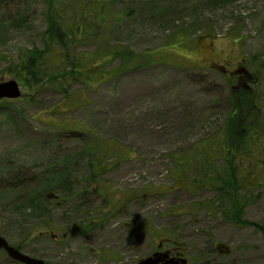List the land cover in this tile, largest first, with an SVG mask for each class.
<instances>
[{
  "label": "rangeland",
  "instance_id": "374dc122",
  "mask_svg": "<svg viewBox=\"0 0 264 264\" xmlns=\"http://www.w3.org/2000/svg\"><path fill=\"white\" fill-rule=\"evenodd\" d=\"M58 1L69 10L82 0ZM104 1L107 14L99 19L106 23L84 25L70 50L90 57L87 76L82 82L69 66L74 80L61 87L36 86L17 69L28 51L47 50L46 2L0 0V83L16 81L22 90L19 100H0V235L49 264H65L76 253L95 264L88 245L78 241L72 249L50 234L62 238L75 226L79 236L90 222L82 204L98 200V215L91 216H98V230L89 240L98 247V264H112L110 255L137 260L146 253L137 247L141 238L148 241L146 230L176 233L194 255L217 244L230 248L229 256L216 251L213 264H264V190L242 191L255 202L245 213L250 225L240 227L214 205L221 154L208 152L206 189L194 183L204 168L189 174L184 167L204 147L220 148L227 120L246 104L243 92L263 115L250 137L264 138L258 136L264 129V0ZM71 18L96 20L98 12L79 9L67 13ZM211 43L233 62L231 70L236 63L248 70L249 78L237 74L244 77L240 89L238 81L202 68L198 51ZM237 131L242 139V128ZM261 153L256 146L252 157L264 158ZM49 193L59 202H49ZM117 248L122 254L111 252ZM0 264L20 263L0 251Z\"/></svg>",
  "mask_w": 264,
  "mask_h": 264
},
{
  "label": "trees",
  "instance_id": "16d2710c",
  "mask_svg": "<svg viewBox=\"0 0 264 264\" xmlns=\"http://www.w3.org/2000/svg\"><path fill=\"white\" fill-rule=\"evenodd\" d=\"M49 8V21L52 25L51 31L48 32L44 38L47 45L46 51L38 49L28 51L22 58H20V64L17 66L19 74L25 78H30L34 85L38 86L43 83L55 84L61 87L65 82H69L72 77V73L66 71L67 67L71 66L82 77L81 81L87 74L83 72L86 66L87 60L90 57H84L85 54H79L81 57L71 56L70 50L73 48V44L79 40V35L82 34V28L84 25L99 26L105 24V20H100L99 16L102 13L107 14L108 4L104 0H82L80 3H74L70 6L69 10L59 4L58 0H44ZM93 8L98 12V19H88L77 23L76 19H66L68 12L72 11L76 13L79 9L81 11H87L90 14L93 13ZM149 59L145 60L153 62L150 57L154 54H148ZM156 55V54H155ZM157 56V55H156ZM53 57V58H52ZM131 57H128L130 59ZM129 62L125 64L127 68ZM101 65H97L96 69H101ZM82 69V71H80ZM74 71V72H75ZM74 80V78H71ZM250 93L243 92V98L246 104L238 105L233 111L230 118L227 120V125L224 128V135L220 142L219 149H210L204 147L202 152H199L197 159L190 164H184L185 169L191 174L194 168H201L204 172H200L195 179L196 187L208 188L210 181L204 179L202 176H210L209 163L211 159L206 161L207 157L212 158L210 155L212 152L213 158H218L221 154L223 157V163L221 169L213 174L212 186L217 192L215 197V207L218 209L224 219L234 225L245 227L250 223L245 219L246 209L254 201L249 197L243 196L242 191H255L260 188L264 190V158H254L252 153L256 146L258 151L264 152V138L257 137L256 140H252V129L258 124L261 119L262 113L256 108L254 102L250 97ZM237 121L239 125L236 124ZM264 125V120L262 121ZM236 125V128L234 129ZM242 128V139L237 137V133ZM235 133V134H234ZM264 134V129L258 134ZM230 135V136H228ZM208 152H210L208 154ZM104 156H105V152ZM261 153V154H262ZM262 162L261 169L259 168L258 160ZM262 160V161H261ZM194 185V188H196ZM203 189H206L204 188ZM258 198V196L256 197Z\"/></svg>",
  "mask_w": 264,
  "mask_h": 264
},
{
  "label": "flooded vegetation",
  "instance_id": "af4514ba",
  "mask_svg": "<svg viewBox=\"0 0 264 264\" xmlns=\"http://www.w3.org/2000/svg\"><path fill=\"white\" fill-rule=\"evenodd\" d=\"M213 43L209 45H204L202 48L199 49V61H201L203 67L205 69H212L216 72L221 71V74L224 77H229L232 81L237 79L240 86L244 84V79L242 77H239L237 74L241 71V67L238 63L234 64L236 65L233 70L230 69V64L227 59L222 57L223 52L216 50L213 47ZM222 63H226L225 65H222ZM219 70V71H218ZM223 72V73H222ZM220 73V72H219ZM98 174V171L96 172ZM98 194V189H96V194ZM53 203H58L59 199L51 200ZM98 200L94 203L89 204H82V208H84L81 213H83L85 216H82L83 219H88L90 221L88 224H85L81 226V230L77 233H79V236L75 235V226H73V229H69L67 233L63 235L61 238L56 233H51L50 238L52 241L56 244L61 242V245L65 246H71L73 249V244L80 241L85 243V245H88L87 250L92 255H95L96 257V263L98 264V247L93 248L91 244H89V240L92 239V237H96L95 230H98V216L95 218V220L91 219V216L93 215V212L95 215H98ZM108 201L106 200V203ZM94 205V209H91V206ZM66 206V204H64ZM85 206L90 207V214L86 215V209ZM110 207V206H109ZM111 212L113 211L110 209ZM90 217V218H89ZM93 217V216H92ZM82 225V224H81ZM126 227H129L128 224H124ZM79 227V226H78ZM96 230V231H97ZM94 234H93V233ZM134 232V231H131ZM145 236L148 241H145L144 238H141L138 246L141 247L144 246V249L146 253L137 260H130L129 258L124 259H118L114 256L110 255V259L112 261V264H142L143 260H150V264H213L214 260V253L219 250L215 246L212 245L211 247H204L200 251H198L197 255H194L195 250H191L190 247L187 245L179 242L178 236L174 232H162V231H155V230H146ZM80 248H75L76 251L79 252ZM122 251L120 248L111 250L112 253L116 254H122L120 253ZM76 257L79 253H76ZM83 255V254H82ZM73 257L70 258L65 264H86V260L83 258V256L80 257ZM41 259V258H39ZM106 260V258L104 259ZM45 264H49L46 260Z\"/></svg>",
  "mask_w": 264,
  "mask_h": 264
},
{
  "label": "water",
  "instance_id": "95a60500",
  "mask_svg": "<svg viewBox=\"0 0 264 264\" xmlns=\"http://www.w3.org/2000/svg\"><path fill=\"white\" fill-rule=\"evenodd\" d=\"M22 96L21 88L16 81H8L0 83V99L1 100H16ZM49 198H54V195L50 194ZM219 251L222 254H229L230 250L225 245H220ZM4 249L9 256L23 264H44V261L36 258H32L23 254L21 251L11 246L6 239L0 235V250ZM150 260H146L143 264H150Z\"/></svg>",
  "mask_w": 264,
  "mask_h": 264
}]
</instances>
